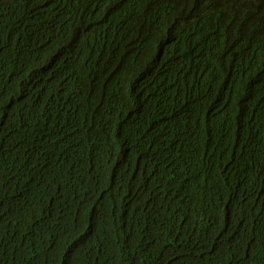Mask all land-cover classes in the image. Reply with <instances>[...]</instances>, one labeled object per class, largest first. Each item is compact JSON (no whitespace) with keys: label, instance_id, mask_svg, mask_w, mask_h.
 Returning a JSON list of instances; mask_svg holds the SVG:
<instances>
[{"label":"trees","instance_id":"obj_1","mask_svg":"<svg viewBox=\"0 0 264 264\" xmlns=\"http://www.w3.org/2000/svg\"><path fill=\"white\" fill-rule=\"evenodd\" d=\"M116 230L153 232L142 264H264V0H0V264Z\"/></svg>","mask_w":264,"mask_h":264},{"label":"clouds","instance_id":"obj_2","mask_svg":"<svg viewBox=\"0 0 264 264\" xmlns=\"http://www.w3.org/2000/svg\"><path fill=\"white\" fill-rule=\"evenodd\" d=\"M59 132V128L57 130ZM81 145V152L79 154H74L73 150ZM87 146L86 150L82 143L76 139H72L71 151L67 153V156L72 157L74 160L80 161V168H86L97 165L95 162V157L88 156ZM124 193V190L121 189ZM123 199L121 198V202ZM118 216L115 214L112 220L118 221ZM153 236L152 231L138 232L135 230H123L122 232L116 230V237L109 249V253L106 260L97 258L94 260V264H142L143 260L146 258L139 255L138 250H148V243Z\"/></svg>","mask_w":264,"mask_h":264}]
</instances>
